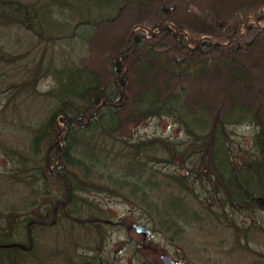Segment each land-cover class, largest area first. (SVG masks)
<instances>
[{
    "label": "trees",
    "instance_id": "1",
    "mask_svg": "<svg viewBox=\"0 0 264 264\" xmlns=\"http://www.w3.org/2000/svg\"><path fill=\"white\" fill-rule=\"evenodd\" d=\"M120 1L107 5L114 12L121 9ZM257 1L232 24L215 18H194L192 24L171 22L167 20L170 10L161 11L165 16L149 28H159L158 34L135 28L124 40L116 41L121 47L115 45L107 56L103 69L106 81L99 79L96 70L78 64L53 68L57 84L51 96L56 105L32 131V155L37 164L31 170H37L38 176H31V180L47 174L58 180L52 173L54 163L55 171L63 176L60 179L63 193L64 182L68 181L72 196L93 189L134 203L148 219L149 234L158 233L169 244L180 245L182 251L184 242H189V225L202 230L200 233L206 238L217 234V230H227L231 241L223 254L231 257L236 252L248 253L250 264H264V242L259 248L249 245L251 227L241 226L233 219L236 213L264 210V106L259 91L254 90L255 76L247 63L251 50L264 44V36L257 37L264 33V27L248 23L245 25L248 33L256 30L255 33L247 42L241 36L247 15L264 24V0ZM96 10L77 0H0V22L25 28L38 37L43 34L54 38L59 29H67L65 17L69 14L75 18L88 14V19L77 25H97L113 19L107 17L110 14H101L99 8ZM97 14L103 17L100 19ZM165 22H171L174 29L162 26ZM182 31L187 39L178 33ZM64 67L67 74H76V91L65 88ZM152 117L171 118L183 132L184 140L161 137L129 140L116 135L123 123ZM242 124L253 127L248 146H241L232 137L231 128ZM100 141L116 149L103 153ZM41 142L45 146L42 154H38ZM85 151H98L119 163L121 169L109 173L108 164L96 168L85 161ZM66 164L75 165L83 174L103 172L105 182H96L100 180L98 176L92 177L94 182L89 177L76 176L66 170ZM17 181L24 180L17 178ZM34 190L32 194L38 193ZM19 219H40L34 201L21 213H0V244L15 242L10 236L21 227L8 223ZM69 219L79 225H92L97 235L92 238V249L98 250L102 241L100 220L105 219L93 211L85 217L71 215ZM254 230L258 234L257 226ZM28 238L23 235L24 242H16L31 244L37 250L36 235L30 234ZM10 248L19 250L10 246L6 249ZM138 252L142 257L145 254L136 244L134 256ZM26 261L41 264L34 256ZM209 264L219 262L212 260Z\"/></svg>",
    "mask_w": 264,
    "mask_h": 264
},
{
    "label": "rangeland",
    "instance_id": "2",
    "mask_svg": "<svg viewBox=\"0 0 264 264\" xmlns=\"http://www.w3.org/2000/svg\"><path fill=\"white\" fill-rule=\"evenodd\" d=\"M115 1L77 0L78 3L89 6L92 10H96V7L99 8L101 14H110L107 17L113 19L110 22L101 21L97 25H77L80 20L88 19V14L77 16V18L69 14L65 17L67 29L63 31L59 29L54 38H48L43 34L38 37L25 28L0 22V213L9 214L11 211L21 213L24 209L29 208L32 201L36 203L41 201L38 193H31L33 189H35L34 191L39 190L42 185L41 178L31 180V176H38L37 170H31L37 164V159H33L32 155L31 136L32 131L56 105L55 99L51 96L57 84L56 78L51 72L53 68L57 70L62 65L68 68L69 64H78L84 68L96 70L99 73V79L106 81L103 69L107 56L115 45L117 48L121 47L120 44H116V41L121 38L124 40L126 34H130L135 28H142L146 33L152 35L158 34L157 28H149L165 16L161 14V11L170 10L171 15L167 17V20L171 22L192 24L194 18L200 20L215 18L220 22L232 24L240 18L243 11L258 2L257 0H218L219 2L216 0H122L120 1L121 9H117V11L115 9L112 12L113 8L110 4H115ZM107 3L110 4L107 5ZM118 4L119 1L115 5ZM96 13L98 10L95 11ZM97 15L100 19L103 17L100 14ZM54 18L56 19V17ZM57 18L60 20L59 17ZM171 22L162 24L169 27L168 24H172ZM248 23H252L257 28L264 27L263 23H258L251 15H247L241 26V36L245 37L246 42L256 31L248 33V29L245 28ZM215 29L213 28V30ZM215 32L220 31L215 30ZM180 33L187 39L185 32ZM262 36L264 33L257 37L260 39ZM211 58L209 59L212 60ZM247 63L255 76L254 90L259 91L264 106V44L255 46L251 50ZM66 67L63 68V71L66 70ZM66 74L65 88L67 90L72 88L76 91L78 86L76 74ZM216 95L212 93V96ZM231 131L233 140L241 146H248L249 138L253 132L251 125H238L232 127ZM116 135L129 140L151 137H161L172 141L184 140L183 132L169 117H152L139 122L123 123L120 132ZM104 142L107 140L104 139ZM104 142L100 141L103 153L110 149H116L107 143L103 145ZM44 146L42 142L39 144L38 154H42ZM85 161L93 164L96 168L108 164L109 173H114L112 170L121 169L119 163L104 157L98 151H85ZM54 165L53 163V171L57 170ZM48 167L50 168L51 165ZM158 167H161L163 171L168 170L167 167ZM122 168L124 170L123 166ZM66 170L76 173V176L89 177V181L93 180L92 177L98 176L100 180L97 177L96 182L99 184L105 182L103 172L83 174L78 171L75 165L71 164H66ZM17 178H23L24 181L19 182ZM106 184L111 188L107 181ZM80 198L90 204L87 205ZM75 203L74 216L82 218L93 211L100 219H105V222L100 220L102 241L99 249L96 251L92 249L94 246L92 238L97 237L95 232L92 229L77 228V224L71 234L61 233L57 237V243L63 244L72 237V240H75V245H77V241L84 245L87 244V247L81 244L83 247L78 248L76 252L82 256H88L87 260L92 264L96 262H99L98 264H136L142 259L145 264H163L159 259L161 254L169 256L175 264H209L212 260H217L219 264H250L251 255L248 253L243 255L236 252L231 257L223 254L224 248L229 247L231 241L230 233L227 230H217V234L206 238L200 233L202 230L189 225L187 226L189 242L186 244L184 242L185 247L182 251L180 245L169 244L158 233L149 234L142 239L134 231L132 225L141 224L148 230L150 226L145 214L134 203L130 204L118 196L110 195L107 191L93 189L85 193L77 192ZM233 219L241 226H250L249 245L256 248L261 247L260 245L264 242V210L251 211L247 214L236 213ZM97 221L99 222V220ZM255 226L258 228V234H255ZM10 237V240L24 242L22 229L14 231ZM36 239L40 242L38 233ZM47 240H50L49 236H47ZM136 244L137 247L143 248L145 253L143 257L139 252L135 255L136 257L134 256ZM38 249L35 251L36 253L30 255L38 258ZM71 249L72 246L68 251ZM21 255L22 253L17 249H1V264H9L12 259L18 263H24L27 259L25 260L22 257L24 255Z\"/></svg>",
    "mask_w": 264,
    "mask_h": 264
},
{
    "label": "flooded vegetation",
    "instance_id": "3",
    "mask_svg": "<svg viewBox=\"0 0 264 264\" xmlns=\"http://www.w3.org/2000/svg\"><path fill=\"white\" fill-rule=\"evenodd\" d=\"M52 173L57 175L56 177H58V180L50 179L51 177H55L49 174L43 176V178H41L42 185L38 190V195L41 201L38 203L34 202L35 206L38 207L40 219H27L23 221L19 219L10 221L8 224L11 223L12 226H20L25 238H28L30 234L34 237L38 233V237L40 238L38 246L40 247L39 249L37 247L39 252V255L37 256L40 259L41 264H92L87 260L88 256H82L76 252L78 248H82L83 246L79 245L78 241L77 245H75V240H72V237L64 242V245L57 243V237H59L61 233H64L65 235L71 234L72 229H74L75 224H77L76 221L69 219V216L73 215L76 211V197L72 196V193L68 188V181L64 182L65 193H63V188L60 185V179L63 178L62 174L57 171H52ZM31 224L32 227H30ZM76 227L82 230L92 229L91 224H77ZM12 232L13 230H11V233ZM47 236L50 237V240H47ZM11 243L12 244H0V250L9 246L16 247L20 250L22 255H24L21 256L25 260H28V258L32 256L30 254L36 253V250H34L33 245L31 244L23 245L16 241ZM71 246L72 249L68 251ZM85 247H87V244H85ZM28 263V261H24V264ZM96 263L98 264L99 262ZM9 264L20 263L12 259Z\"/></svg>",
    "mask_w": 264,
    "mask_h": 264
},
{
    "label": "water",
    "instance_id": "4",
    "mask_svg": "<svg viewBox=\"0 0 264 264\" xmlns=\"http://www.w3.org/2000/svg\"><path fill=\"white\" fill-rule=\"evenodd\" d=\"M132 228L136 233L140 234L143 237L148 236L150 233L149 230L146 227L142 226L141 224H133ZM159 259L163 264H173V260L166 254H161L159 256Z\"/></svg>",
    "mask_w": 264,
    "mask_h": 264
},
{
    "label": "built area",
    "instance_id": "5",
    "mask_svg": "<svg viewBox=\"0 0 264 264\" xmlns=\"http://www.w3.org/2000/svg\"><path fill=\"white\" fill-rule=\"evenodd\" d=\"M169 25V27H171L172 29H174L173 27H172V25L171 24H168Z\"/></svg>",
    "mask_w": 264,
    "mask_h": 264
}]
</instances>
